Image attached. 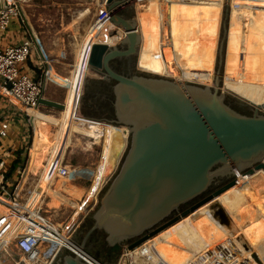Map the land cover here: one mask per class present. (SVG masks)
<instances>
[{
  "label": "water",
  "instance_id": "95a60500",
  "mask_svg": "<svg viewBox=\"0 0 264 264\" xmlns=\"http://www.w3.org/2000/svg\"><path fill=\"white\" fill-rule=\"evenodd\" d=\"M133 2L107 0L110 20L126 35L119 45L93 46L88 68L100 80L85 78L78 115L127 127L128 146L115 174L66 236L52 264H117L122 250L137 248L206 205L220 225L228 226L230 219L217 199L236 185L239 174L264 170V108L222 91L226 23L214 87L196 85L139 71L141 38L136 19L126 15ZM11 5L0 3V10ZM121 60L131 61L129 74L115 69L113 64ZM100 82L112 84L114 119L93 107L90 94ZM39 106L65 108L44 94ZM30 109L20 106L27 116ZM96 232L105 234L107 247L120 248L112 260L103 262L88 252Z\"/></svg>",
  "mask_w": 264,
  "mask_h": 264
},
{
  "label": "bare ground",
  "instance_id": "6f19581e",
  "mask_svg": "<svg viewBox=\"0 0 264 264\" xmlns=\"http://www.w3.org/2000/svg\"><path fill=\"white\" fill-rule=\"evenodd\" d=\"M136 1L134 0L132 3L135 11ZM4 2L13 4L16 1L0 0V3L3 4ZM227 5L229 6V13L226 16L228 27L225 61L222 70V89L237 93L253 104H260L264 108V0H138L137 11H139L142 33L144 34L142 36L139 33L141 38L139 54L142 44L144 45L139 69L158 76H161L163 72H167V78H176L175 80L201 86H214L222 40V34L220 40H218L221 12L222 8L224 11ZM100 7L101 12L109 14L107 0H100ZM179 15L182 17H179ZM224 20L225 16L221 27L222 33ZM101 24L99 31L98 25L89 28L88 34L91 38H97L96 43L91 44L89 48L88 37L83 40V47L89 49L87 56L88 71L90 53L95 44L116 46L121 43L126 35L123 30L116 28V25L110 20V14ZM136 24L139 32L137 19ZM116 29L118 33L112 36V31ZM155 40L158 47L152 48L151 41ZM81 51L78 52V55ZM225 64L226 80H223ZM163 68H165V71ZM89 72L94 74L92 71ZM73 74L74 78L71 81L70 91L79 97L84 77L77 70ZM64 106V110L61 111L66 113L63 114L60 128L56 131L55 136L51 138V148L45 157V163L40 172V179L36 183L34 194L39 198L41 193H46L48 197L52 196L56 200H63L66 206L71 208L75 204L67 200L62 192L64 190H67L68 194L74 192L76 183L59 175L58 162L66 158V153L70 148L77 145L74 143V139H76L74 138V132L80 125L73 123L71 117L76 115L77 110L71 105L64 104ZM40 107L29 110L32 120L37 116ZM103 136V141L106 142L101 166L99 167V178L90 190L82 187L81 190L85 193L86 200L78 209L79 212L90 206L89 203L100 191L103 183L117 168L125 150L123 132L115 126L106 125ZM47 173L51 175L43 182L41 178ZM68 185H74L75 187L68 188ZM244 186L250 192L258 194L261 189H264V170L261 169L247 175L239 174L236 185L217 199V202L224 208L230 219L228 226L220 225L213 217L210 209L211 205L203 206L195 213L177 222L176 224L179 223L177 226L173 228L171 226V229L167 228V230L159 232L155 235L156 237L153 236L145 241L146 245L142 243L143 245L141 244L135 248H141L137 252L138 257L141 258L143 256L141 254L144 250H147L162 256L167 264H196L193 259L201 254L203 248L208 247L212 250L213 247L215 250L219 248V254L221 255L225 252H232L234 256L228 264H264V233L261 237L255 235L253 231L256 230L253 227L254 222L251 220L246 222V219L254 214L244 213L243 208L238 207L235 199L239 193L245 192L242 190ZM261 193H263V190ZM250 202L256 203L253 200ZM1 212L7 213L5 208L0 205ZM47 225L58 231L61 230L65 233V236L69 228L68 225L65 227ZM183 231L190 236L189 240L187 239L189 241L188 246H184L186 241L174 243L178 239L177 236L181 235ZM20 234H24V227L18 223L10 235L3 234L0 239L9 244L15 235ZM193 236L198 238V243H190ZM178 244L183 246H178ZM180 250L182 254L179 253ZM220 258L225 260L224 256ZM201 259V263H206L207 258L201 257ZM20 260H22L21 257ZM48 260L44 258L43 264H51L53 259H50L51 261L47 263ZM21 262L23 264H34L24 260Z\"/></svg>",
  "mask_w": 264,
  "mask_h": 264
},
{
  "label": "built area",
  "instance_id": "2783aa9c",
  "mask_svg": "<svg viewBox=\"0 0 264 264\" xmlns=\"http://www.w3.org/2000/svg\"><path fill=\"white\" fill-rule=\"evenodd\" d=\"M107 17L109 14L101 12L97 17L96 25L101 26ZM13 18L16 20L21 18L23 21L17 2L9 8L0 10L1 35L9 31ZM26 36L28 38L19 44L0 47V80L4 87L8 88L10 85V88L7 89L9 103H5L0 109V205L7 211V213H0V236L3 234L10 235L18 223L24 227V234L15 235L9 244L0 239V262L11 258L12 253H16L20 255L22 260L29 263L43 264V259L46 258L53 259L52 264L69 232H66L65 236L61 230L58 231L45 223L44 220L47 219L48 213L46 205L49 198L46 193H41L39 198L34 194L37 180L34 178L37 177L29 175L31 178H26L31 146H28V139L21 131L16 136L12 135L14 129L15 131L17 128L20 130L19 124H25L26 127L30 128L32 118L22 113L20 106L24 105L26 108L37 109L45 89L43 79H37L35 71H43L49 60V55L37 36L30 32ZM34 52H37L38 58L34 62L33 70L28 67V64L32 60ZM15 118H19L18 125L14 123L13 119ZM86 121L97 123L96 120L92 119ZM100 123L109 124L105 121H100ZM96 127L97 125L93 126L94 129ZM115 127L121 130L125 137L124 155L128 146L129 130L125 126ZM82 137L90 139L93 144L96 142V138L93 136ZM103 137L101 136V139ZM11 139L14 140V146L8 149L4 142ZM105 142L104 140L102 146L97 144L102 148L100 160L103 158ZM15 164L17 167L13 169ZM58 166L60 176L69 178L76 184H86L89 186L88 190L94 186L100 174V164H93L92 166L73 165L64 158L58 162ZM111 178L112 175L106 179L95 197L100 194ZM95 199L91 201V204ZM73 213L75 214V210ZM140 249L124 250L117 264H167L162 256L153 253V251L144 250L141 254L143 256L139 258L137 252ZM221 256L223 255L219 254V250H211L205 247L193 261L196 264H203L200 262L202 261L201 257H203L207 258L204 264H228V260H223L220 258Z\"/></svg>",
  "mask_w": 264,
  "mask_h": 264
},
{
  "label": "rangeland",
  "instance_id": "374dc122",
  "mask_svg": "<svg viewBox=\"0 0 264 264\" xmlns=\"http://www.w3.org/2000/svg\"><path fill=\"white\" fill-rule=\"evenodd\" d=\"M16 2L20 6L21 15H22L24 23L21 22V18L19 19V21L22 24L23 28L25 27L26 31H29L30 33L34 34L42 41L43 46L49 55V60L46 66H44L43 71L42 72L35 71L36 78L43 79L45 83V91H44L45 98L55 101V102L73 106L77 110L76 115L73 116L72 118L73 123H75V121H78V123L80 122L79 124H77V125H80L78 126V128H84L88 124V128L95 131V134H94L92 133L93 131L91 132V131L85 130L82 133H80V132H77L76 130L74 132L76 133V135L74 136V138H76L74 139V143L77 145H74L73 148H70L68 150V152L66 153L67 155L66 160L67 162L73 165H89V166H92L93 164L97 165L100 159V153L102 151L101 146H102L103 139H101V136L104 135V129L106 125L103 123H98V122L95 124L93 122H90V123L82 122V120H80V117L78 116L79 109H80L79 100H80V95L82 93L79 95V97H77L71 93V91L67 88V86L70 83V78L73 75V72L75 71V69L81 75H83L84 78L89 75L88 77H90V79L100 80V76L98 74H95L93 76V74L91 75L88 72L87 56L89 53L88 52L89 49H85L83 47V42H84L83 40L85 37L86 38L88 37L87 39H88L89 48L91 44H94L97 42V38L96 37L91 38L88 32H89V28H91L93 25L96 26V22L98 20L97 17L102 11L100 7V0H16ZM137 3H138V0L136 1V11L138 9ZM136 11L134 8H130V9H127V14L128 16L132 18L135 17L140 26L142 22L139 19V11H137V15H136ZM224 11H225V15H224ZM224 11L222 8L218 40H220L221 34L223 37L221 27H222L224 16H225L224 23H226L225 26L228 27V20H227L228 18L226 19V14L229 13L228 5L225 7ZM186 16H189V15H186ZM179 17H182V16L179 15ZM16 21L17 20L13 18L12 20L13 27L17 26ZM99 29L100 27L98 26V31ZM140 29H141V35L143 36L144 34L142 33L143 31L142 25L140 26ZM229 43L230 41L228 42V48H229ZM75 45L77 47H74ZM151 47L152 48L158 47L156 40L151 41ZM81 48H82V51H81ZM143 48H144V45L142 44L140 54L138 57V61H137L138 69H139V62L142 56ZM79 51L81 52L78 55ZM227 53H228V49H227ZM224 57H225V46H224ZM226 61H227V56H226ZM28 67L31 68L29 64H28ZM163 69L165 71V68ZM139 71L141 70L139 69ZM225 72H226V64H225V70L223 73V80L224 79L226 80ZM166 74L168 75L167 72L165 73L163 72L161 76L162 77L166 76ZM220 77L222 81V71H221ZM173 79H176V78H173ZM213 81H214V78H213ZM222 91L224 93L226 92L224 90ZM226 93L232 96L231 93L229 92H226ZM83 95H84V91H83L82 96ZM40 108H41V111L45 113L43 116L44 118H38L37 121H35V123H33L32 127L30 128L26 127L25 124H19V118L13 119L16 125L18 124L20 125V131L28 139V143H29L28 146L32 147L33 152L37 151L38 156L40 155L39 158L37 157L36 159V169L38 168L39 169L34 170L31 173L34 177H37V178H34V179H37L36 183L40 179L39 178L40 171L43 168V165L45 163V159H46L45 157L47 155V152L50 149L49 141H51V138L53 137V135L55 136L56 131L58 130L59 125L61 123L59 114L63 112L58 109L44 107V106H41ZM51 117H54L56 119H52L51 124H47V121L45 120H49V118L51 119ZM83 123L86 125L83 126ZM94 125H97L95 129L93 128ZM90 133L92 134L90 135ZM78 135H81V136H78ZM94 135H96L95 136L96 142L94 143L96 145H94L90 139L86 137H82V136H88V137L93 136L94 137ZM97 144H100L101 146ZM115 172H116V169H115ZM115 172L112 173V177L115 174ZM49 175L51 174H48V173L44 174L41 180L43 179V182H45ZM26 177L31 178V176H28V175H26ZM82 187L88 190L89 186L86 184H77L76 187L74 188V192L70 194H68L67 190L63 191V196H65L67 200L75 204L71 208H68L63 200L62 201L56 200L52 196H49L48 197L49 201L46 205V208L48 210V213L46 215L47 219H45L44 221L47 224H51L53 226L61 225L62 227H65L68 225L69 228L67 232H70V230H72V228L81 218V216H85V210L89 208L88 206L86 209L84 208L82 211L80 212L78 211V209L83 205V203L86 200L84 196L85 193L81 190ZM242 190H244L245 192L239 193L235 198L236 202L238 203V207L239 208L242 207L244 210V213L246 212V214L247 212H250V215L254 214L253 216H249V218L246 219V222L250 220L253 221L254 222L253 227L256 230H253V229L252 230L255 232L256 236L261 237L264 233V189H261L258 192V194H254L255 192L254 193L250 192L248 189H246L245 186H244V189ZM262 190H263V193H261ZM63 196L61 195V197ZM95 196H94V199L96 198ZM251 200L255 201L256 203L250 202ZM73 210H75V214L73 213ZM178 224L172 226L171 228L177 226ZM171 228L169 227V229ZM177 237L178 239L174 243H183L184 241H186V244L184 246H188L189 241H187V239L189 240L190 236L186 234V232L183 231L182 234L178 235ZM198 241H199L198 238L193 236V239L192 241H190V243L192 242L198 243ZM178 246H183V245L178 244ZM216 249L220 251L219 248H216ZM212 250H215V249L212 247ZM123 251L124 250H122V252ZM179 253L182 254L181 250L179 251ZM223 256L225 260H228L229 262L230 259L234 255L232 254V252H225L223 253ZM21 261L23 260H20V257L18 254L12 253L11 258L3 261L2 263L0 262V263L1 264H21L22 263ZM50 261L51 260L49 259L47 263H49Z\"/></svg>",
  "mask_w": 264,
  "mask_h": 264
},
{
  "label": "crops",
  "instance_id": "0c3cea01",
  "mask_svg": "<svg viewBox=\"0 0 264 264\" xmlns=\"http://www.w3.org/2000/svg\"><path fill=\"white\" fill-rule=\"evenodd\" d=\"M16 1V0H15ZM21 22H23L22 20H21ZM24 23V22H23ZM16 24H17V26L16 27H13V26H11V28L9 29V31L8 32H6L5 34H3V35H1L0 34V47H7L8 45H10V44H19V43H21L22 41H24L26 38H28V36H26V35H28V33H29V31H26V28L24 27L23 28V26H22V24L20 23V21L19 20H17L16 21ZM139 33L141 34V29H140V26H139ZM89 52V51H88ZM38 58V54H37V52H34V54H33V57H32V60L29 62V65H30V67L34 70V62H36V59ZM31 63V64H30ZM76 70V69H75ZM89 72V71H88ZM91 75H92V73L91 72H89ZM74 75V74H73ZM73 75L71 76V78H70V83L68 84V86H67V88L69 89V90H71V81H72V78H74L73 77ZM95 74H93V76H94ZM89 76V75H88ZM88 76H86V77H88ZM85 77V78H86ZM85 78H84V80H85ZM88 78H90V77H88ZM84 80H83V84H84ZM83 84H82V86H81V88H80V90H81V93L83 94ZM8 88L7 87H4L3 86V83H2V81L0 80V109H1V107H2V105H5V103L7 104V103H9V100H8V98H7V95H8V90H7ZM45 90V89H44ZM70 92V91H69ZM82 94L80 95V97L82 96ZM66 112H61V114H59V118H60V121L62 122V119H63V114H65ZM43 114H45V113H43L42 111H41V108L39 109V111H38V114H37V116L35 117V119H33V120H31V124H33V123H35V121H37V119L40 117V118H44L43 116ZM72 118H73V116H71ZM82 117H80V120H82V122H86V123H90V122H87L86 120V118H82ZM52 119H56V118H54V117H51V119L49 118V120H45V121H47V124H51V121H52ZM49 121V122H48ZM98 122V121H97ZM37 123V122H36ZM98 123H100V122H98ZM75 124H78V121H75ZM95 124V123H94ZM86 124H84L83 123V126H85ZM108 125V124H107ZM60 126H61V123H60V125H59V128H60ZM30 127H32V125L30 126ZM58 128V129H59ZM85 130H87V131H93V130H91L90 128H88V124L84 127V128H77V132H80V133H82L83 131H85ZM20 132V130H19V128H17L16 129V131H15V129L13 130V133H12V135L13 136H16V134L17 133H19ZM92 133H94L95 134V131H93ZM92 133H90V135L92 134ZM76 135V133L74 134V136ZM96 135H94V137H95ZM53 137H54V135H53ZM52 137V138H53ZM103 139V138H102ZM78 140H80V139H78ZM4 144L6 145V146H8V148L9 147H12V146H14V140H9V141H5L4 142ZM49 144H51V141H49ZM51 146V145H50ZM16 147V146H15ZM14 148V147H13ZM51 148V147H50ZM13 150H15V148L13 149ZM47 152V151H46ZM48 153V152H47ZM67 156V155H66ZM37 157H38V152L36 151V152H33V149H32V147H31V150H30V157H29V162H28V167H27V171H28V169H29V172H30V175H32L31 173H32V171H34V170H37L36 169V159H37ZM101 157V156H100ZM66 159V158H65ZM101 159V158H100ZM99 159V162H98V164H100V166H101V160ZM44 166V165H43ZM99 166V167H100ZM41 172V171H40ZM75 185H77V184H75ZM69 186V188H71V187H73L72 185H68ZM101 190V189H100ZM62 194H63V192H62Z\"/></svg>",
  "mask_w": 264,
  "mask_h": 264
},
{
  "label": "flooded vegetation",
  "instance_id": "af4514ba",
  "mask_svg": "<svg viewBox=\"0 0 264 264\" xmlns=\"http://www.w3.org/2000/svg\"><path fill=\"white\" fill-rule=\"evenodd\" d=\"M113 65L117 71L121 73H125V74H129V72L132 69V63L130 60L116 61ZM90 97L93 99V102H92L93 107H95L98 110H101L104 117L108 119L115 118L113 106H112L113 93H112L111 83H102V82L98 83L96 85V88L91 92ZM228 103L233 108L239 110V112L243 114H248L246 109L245 110L239 109L241 107H237V105L231 101H228Z\"/></svg>",
  "mask_w": 264,
  "mask_h": 264
},
{
  "label": "trees",
  "instance_id": "16d2710c",
  "mask_svg": "<svg viewBox=\"0 0 264 264\" xmlns=\"http://www.w3.org/2000/svg\"><path fill=\"white\" fill-rule=\"evenodd\" d=\"M16 164L13 166L15 169ZM88 252L96 259L106 262L113 259L117 252L120 251L119 247L109 248L105 243V234L103 232H96L88 242Z\"/></svg>",
  "mask_w": 264,
  "mask_h": 264
}]
</instances>
